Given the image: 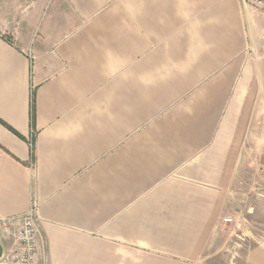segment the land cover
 Listing matches in <instances>:
<instances>
[{
  "label": "crops",
  "instance_id": "obj_1",
  "mask_svg": "<svg viewBox=\"0 0 264 264\" xmlns=\"http://www.w3.org/2000/svg\"><path fill=\"white\" fill-rule=\"evenodd\" d=\"M263 75L246 0H0V258L211 264Z\"/></svg>",
  "mask_w": 264,
  "mask_h": 264
},
{
  "label": "rangeland",
  "instance_id": "obj_2",
  "mask_svg": "<svg viewBox=\"0 0 264 264\" xmlns=\"http://www.w3.org/2000/svg\"><path fill=\"white\" fill-rule=\"evenodd\" d=\"M261 87L255 103L253 136L244 141L239 157L238 211L227 215L238 219L241 226L225 225L219 229L207 251L211 264H249L248 251L264 244V75Z\"/></svg>",
  "mask_w": 264,
  "mask_h": 264
},
{
  "label": "built area",
  "instance_id": "obj_3",
  "mask_svg": "<svg viewBox=\"0 0 264 264\" xmlns=\"http://www.w3.org/2000/svg\"><path fill=\"white\" fill-rule=\"evenodd\" d=\"M258 11L264 21V0H246ZM223 223L232 228H240L241 223L232 216L223 217ZM10 220L2 219L0 224L7 227ZM16 246L6 252L0 264H48L43 234L38 224L37 209L31 207L20 219V226L13 233Z\"/></svg>",
  "mask_w": 264,
  "mask_h": 264
},
{
  "label": "water",
  "instance_id": "obj_4",
  "mask_svg": "<svg viewBox=\"0 0 264 264\" xmlns=\"http://www.w3.org/2000/svg\"><path fill=\"white\" fill-rule=\"evenodd\" d=\"M5 254H6V251H4L2 257L0 258V261L3 259V257L5 256Z\"/></svg>",
  "mask_w": 264,
  "mask_h": 264
},
{
  "label": "trees",
  "instance_id": "obj_5",
  "mask_svg": "<svg viewBox=\"0 0 264 264\" xmlns=\"http://www.w3.org/2000/svg\"><path fill=\"white\" fill-rule=\"evenodd\" d=\"M0 123H2L3 125H5L1 120H0Z\"/></svg>",
  "mask_w": 264,
  "mask_h": 264
}]
</instances>
